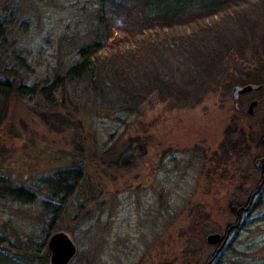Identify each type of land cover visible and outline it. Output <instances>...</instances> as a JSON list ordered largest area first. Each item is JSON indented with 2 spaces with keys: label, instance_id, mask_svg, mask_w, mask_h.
<instances>
[{
  "label": "rangeland",
  "instance_id": "rangeland-1",
  "mask_svg": "<svg viewBox=\"0 0 264 264\" xmlns=\"http://www.w3.org/2000/svg\"><path fill=\"white\" fill-rule=\"evenodd\" d=\"M93 1H0V14L15 17L3 52L13 48L25 58L26 85L49 81L62 62L77 59L62 53L75 22L88 12L83 7ZM200 37L221 60L198 91V80L184 73L182 48ZM93 63L104 92L67 83L69 102L61 111L73 124H59L61 131L45 126V110L34 98L0 104V178L35 194L30 204L0 199V250L13 263L31 249L49 256V237L63 232L76 249L69 264H206L224 246L208 245L207 236L223 235L235 223L233 204H246L261 181L252 163L264 152V90L233 100L229 86L237 77L264 76V0H228L199 22L134 37L114 32ZM153 80L156 87L149 88ZM168 81L186 92L183 101L167 95ZM117 97L135 102L134 108L123 104L119 111ZM252 99L259 105L248 118ZM229 127L232 141L243 132L248 155L230 159L226 176H208ZM127 146L134 157L117 170L103 166V172L102 155ZM77 167L83 178L73 195L64 202L49 199L40 180ZM240 171L253 179L242 190ZM251 203L238 233L228 237L230 264H264V190ZM31 264L39 263L34 258Z\"/></svg>",
  "mask_w": 264,
  "mask_h": 264
},
{
  "label": "trees",
  "instance_id": "trees-1",
  "mask_svg": "<svg viewBox=\"0 0 264 264\" xmlns=\"http://www.w3.org/2000/svg\"><path fill=\"white\" fill-rule=\"evenodd\" d=\"M227 2L228 0H94V6L92 3H89L88 6L87 3L83 10H88V12L83 13V16H80V19L75 22V30L69 35L68 43L62 53L63 58L75 53L77 59H73L74 61L69 65L66 64V66L62 62V65L57 67L51 79L49 81L44 80L41 85H38V83L26 85L24 82L26 79L23 77L25 70H23L22 66L25 67L24 69L29 67L26 61L24 62L25 58L19 52L16 53L13 48H6L3 52L5 45H3L2 41L12 38L11 27L15 17L12 12L0 14V104L4 105L11 97L20 100L34 98L37 101V108L42 107L45 110L42 111L44 113L40 112V117L44 121L45 126L53 131H61L58 127L59 124L72 123L71 119H68L66 114L61 111L63 102L64 105L69 102L66 93L67 83L72 81L79 84L89 83L90 86L86 87L87 89L93 86L94 89L104 92V82L98 81L97 77L93 75V58L106 46L107 41L112 38L114 32L122 33L126 37H134L149 29H168L199 22L201 19L211 16ZM22 22V20L19 22L20 26H23ZM204 42L205 39L203 37L195 38L194 41L182 48L188 57L185 60L187 61L185 62L186 64H183L185 66H183L184 73L188 72L193 76L190 79L191 81L198 80L196 87L198 91L204 88V80H207V77H210V71L215 69V60H221V55L213 53L211 49L206 47ZM207 62L210 63L205 65ZM62 70L64 73L60 74ZM242 72V75L246 74ZM261 72H264L263 67ZM249 77L250 75L244 77L245 79L237 77L231 82L229 87L262 84L261 80H249ZM246 81L249 83H245ZM156 82L157 80L147 81L148 87L155 88ZM163 84L164 89L168 93L167 95L171 98L183 101L186 97V92L183 89H179L177 83L173 85L168 81L167 85ZM226 89L229 91L230 88ZM123 90L125 93L130 92L128 88ZM130 94L132 93L128 94L129 97H131ZM57 96L60 97V101L56 98ZM114 104H116L119 111H123L125 108L123 104L126 109H132L135 102H125V100H120L117 97ZM242 116L246 117L245 114ZM1 123L2 115L0 109V126ZM234 132L230 131V127L226 130L225 141L221 144L219 151L211 157V169L208 171V176L215 174L216 171H220L221 177L226 176L227 170L225 167L230 159L234 158L237 161V158H243L248 155L249 149L247 143H245L248 140L246 141L241 136L243 132H239L240 135L236 141L229 139V134ZM109 153L102 155L101 166L112 170L119 169L120 166L134 157V155L128 154V146L117 154ZM105 168L102 169L103 172ZM240 173L241 185L238 190H242V184L246 185L249 184V181H253V179L245 176L246 173L241 171ZM82 178L81 168H69L57 171L41 179L40 184L48 192L49 199L56 202H64L73 195ZM0 199L14 203L30 204L34 202L35 194L23 187L14 186L9 180L0 178ZM47 204L48 202H44L43 206L46 207ZM233 206H245L244 200L241 199ZM36 251L29 250L26 255L23 254L21 263H13L9 262L0 250V263L31 264L32 260L36 258L39 264H47L48 254L37 256L35 254ZM228 252V249L219 250L216 255L214 254L210 257L213 260L212 264H230L227 257ZM237 262L242 261L238 259Z\"/></svg>",
  "mask_w": 264,
  "mask_h": 264
},
{
  "label": "water",
  "instance_id": "water-1",
  "mask_svg": "<svg viewBox=\"0 0 264 264\" xmlns=\"http://www.w3.org/2000/svg\"><path fill=\"white\" fill-rule=\"evenodd\" d=\"M260 89H261V86L255 85V84H248L245 86H236V87H233L231 90V98L233 100H236L240 96L246 95L251 92H256ZM257 104L258 103L255 100L251 101L248 104L247 109H246L247 116L254 115V110ZM262 142L264 144V140ZM258 165H261V168L264 171V158L256 160L254 162L255 167H257ZM262 180H264V175H263ZM243 210L244 208L240 207L237 210V214L240 215ZM231 211L232 212L236 211V208L232 207ZM230 230L231 228L226 231V235L224 237H222L219 234H210L206 238V243L208 245H216L217 243L225 242ZM46 247L49 252V264H69V262L71 261V259L74 257L76 253L74 244L71 242L69 237L63 232H57V233L52 234L47 241ZM217 252L218 251H216V253Z\"/></svg>",
  "mask_w": 264,
  "mask_h": 264
},
{
  "label": "flooded vegetation",
  "instance_id": "flooded-vegetation-1",
  "mask_svg": "<svg viewBox=\"0 0 264 264\" xmlns=\"http://www.w3.org/2000/svg\"><path fill=\"white\" fill-rule=\"evenodd\" d=\"M264 66V65H263ZM263 71H264V68H263ZM263 74H264V72H263ZM259 80H261V83L262 84H259V86H261V89L260 90H258V91H256V92H251V93H259V92H261L262 90H264V76H263V78L262 79H259ZM257 101V106L259 105V100H257V99H252L251 101ZM250 101V102H251ZM249 102V103H250ZM254 116V115H253ZM253 116H247L248 118H252ZM264 140V135H262V137H261V140H260V142H261V146L262 147H264V144H263V141ZM264 158V152H263V154L260 156V157H257V158H255L254 159V161H253V163H252V165H253V168H254V170H256V171H258V172H260L261 173V181H260V183L259 184H257L256 185V188H255V190L254 191H252L251 192V194L249 195V200L247 201V203L245 204V210L246 211H242V213L240 214V215H238L237 214V212H236V214H235V218H236V221H235V223L233 224V225H230V226H228L227 227V229H226V231L228 230V229H230L231 228V230H230V232L228 233V235H227V238H226V241L224 242V246L221 248V250H224L225 249V247H226V245H227V241H228V237H229V235L231 234V231L232 232H235V233H238V231H239V228L241 227V219H242V216L243 215H248V209L250 208H252L251 207V205H252V198H254V197H256L260 192H262L263 190H264V181H262V177H263V175H264V171L262 170V168H261V165H258L257 167H255L254 166V162L256 161V160H259V159H263ZM244 200V199H243ZM235 208H236V211L240 208V206H234ZM226 231H225V233L222 235V236H225L226 235ZM220 250V251H221ZM215 255H216V253H215ZM213 263V260H212V258H210L208 261H207V263L206 264H212Z\"/></svg>",
  "mask_w": 264,
  "mask_h": 264
},
{
  "label": "bare ground",
  "instance_id": "bare-ground-1",
  "mask_svg": "<svg viewBox=\"0 0 264 264\" xmlns=\"http://www.w3.org/2000/svg\"><path fill=\"white\" fill-rule=\"evenodd\" d=\"M244 86H245V85H244ZM262 178H263V177H262ZM262 181H264V180H262ZM240 207H243V208H244V210H243V211H246V210H245L246 208H245L244 206H240ZM241 213H242V212H241Z\"/></svg>",
  "mask_w": 264,
  "mask_h": 264
}]
</instances>
